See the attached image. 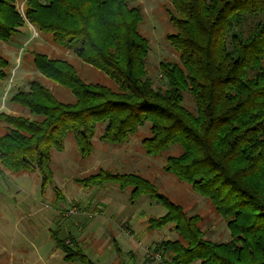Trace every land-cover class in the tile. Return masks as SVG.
<instances>
[{
    "label": "trees",
    "instance_id": "1",
    "mask_svg": "<svg viewBox=\"0 0 264 264\" xmlns=\"http://www.w3.org/2000/svg\"><path fill=\"white\" fill-rule=\"evenodd\" d=\"M132 0H0V40L9 42L28 21L40 33L107 74L117 89L85 81L65 58L33 52L34 67L68 88L65 102L39 79L10 100L27 112H0V163L14 173L37 172L41 188L54 178L53 153L69 135L82 157L93 139L122 144L149 123L142 139L148 155L167 154L165 170L210 200L230 232L227 241L206 238L203 217L160 193L137 173L99 170L85 186L114 182L130 189V201L156 199L165 213L152 226L168 224L175 239L161 243L172 264H264V0H168L179 17L168 40L179 61L162 60L165 87L148 76L149 40L140 32L143 9ZM0 52V86L8 77ZM188 93L195 104L185 102ZM52 237L68 263L97 264L71 236Z\"/></svg>",
    "mask_w": 264,
    "mask_h": 264
},
{
    "label": "rangeland",
    "instance_id": "2",
    "mask_svg": "<svg viewBox=\"0 0 264 264\" xmlns=\"http://www.w3.org/2000/svg\"><path fill=\"white\" fill-rule=\"evenodd\" d=\"M143 9L140 32L149 40L146 58L148 76L155 87H165L160 70L162 60L179 61V53L168 40L176 28L172 16L179 17L168 0H132ZM24 12L25 0H16ZM28 21L20 34L9 42L0 40V52L8 59V77L0 86V112H27L10 98L18 89H27L29 81L39 79L56 97L74 101L72 92L43 76L33 65V52H44L71 61L78 74L88 82H99L117 89V84L103 71L84 62L74 50L57 46L51 36L40 33ZM195 104L188 93L185 102ZM0 121V133L3 132ZM149 123L139 128L122 144L100 139V129L93 139L94 151L82 157L72 135L62 151L54 150V178L44 190L37 172L14 173L0 163V264H70L62 257L51 234L55 231L63 241L71 236L97 264H172L165 260L161 243L175 239L177 233L168 224L155 227L164 207L154 198L141 196L130 201V189L122 190L114 182L85 186V179L99 170L137 173L154 183L157 190L179 203L189 214L203 217L206 238L227 241L230 232L226 222L216 213L210 200L197 193L192 185L165 170L167 154L177 153L178 146L160 156L148 155L142 139L149 136ZM71 264H82L79 261ZM192 264H199L198 261Z\"/></svg>",
    "mask_w": 264,
    "mask_h": 264
},
{
    "label": "crops",
    "instance_id": "3",
    "mask_svg": "<svg viewBox=\"0 0 264 264\" xmlns=\"http://www.w3.org/2000/svg\"><path fill=\"white\" fill-rule=\"evenodd\" d=\"M30 26H33V25H30ZM51 236H52V234H51ZM53 238V237H52ZM63 259H64V256L62 257ZM71 264V263H70Z\"/></svg>",
    "mask_w": 264,
    "mask_h": 264
},
{
    "label": "built area",
    "instance_id": "4",
    "mask_svg": "<svg viewBox=\"0 0 264 264\" xmlns=\"http://www.w3.org/2000/svg\"><path fill=\"white\" fill-rule=\"evenodd\" d=\"M22 14H24V12H22Z\"/></svg>",
    "mask_w": 264,
    "mask_h": 264
}]
</instances>
